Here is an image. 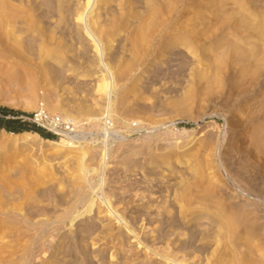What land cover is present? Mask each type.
<instances>
[{"label":"rangeland","instance_id":"obj_1","mask_svg":"<svg viewBox=\"0 0 264 264\" xmlns=\"http://www.w3.org/2000/svg\"><path fill=\"white\" fill-rule=\"evenodd\" d=\"M1 1L0 118L54 137L0 127V264H264V0H156L164 30L127 22L97 61L71 41L91 4Z\"/></svg>","mask_w":264,"mask_h":264},{"label":"bare ground","instance_id":"obj_2","mask_svg":"<svg viewBox=\"0 0 264 264\" xmlns=\"http://www.w3.org/2000/svg\"><path fill=\"white\" fill-rule=\"evenodd\" d=\"M8 1V0H7ZM10 1V0H9ZM30 1V0H29ZM36 1V0H35ZM40 4H42V5H44L46 8H48V13H52V15H53V13H54V11H56V10H54V9H56V6H60V5H62L63 3H67V5L71 8V6L73 5L74 6V4H76V6H77V3H78V5L79 6H77V7H72V8H74L73 9V11L72 10H70V8L67 6V8H69V11L68 12H70V15H76V16H78L77 17V20L79 21H81L82 19H83V16H84V14H85V12L87 11V8L90 6V4H91V6H90V16H89V23L88 24H85L84 23V20L85 19H83V21H81V23L79 22V25L81 26V34H79V33H77V34H75L74 32V35H76V36H73L72 38L74 39V40H71V41H75L76 40V43L78 42V43H80L81 44V42H85V40H86V38H88L89 40H92L91 42H93V41H95V43L97 42V41H99V43L100 42H104L105 43V45H106V48L105 49H101L102 51H104V52H102V51H100V50H98V47L100 46H94L95 48H97V52H98V54L97 53H95V54H97V56L95 55V57H92V58H95L94 60L95 61H97L96 59H98L99 60V58L101 57L100 56V53L102 54H105L106 53V55H107V50H108V48H109V46H108V48H107V44L108 43H110L112 40L114 41L115 39H113V38H115V37H113L114 35H115V33L118 31V30H121L122 28H123V26L124 25H126L127 24V22H128V24L130 23V27H131V29H128L129 31H126L125 29H122L123 31H126V32H132V33H130L129 35H131L132 34V37L130 38V40L131 41H133L134 39L137 41V36H139V35H141L142 36V34H145V32H147V30H148V28H151V26L152 27H156V26H159L160 28H165V26L167 25V24H169V23H164V20L162 19V17H163V12L167 9V7L165 8V6L166 5H168V4H166L165 6H164V4L163 3H161V4H163V5H161V6H159V4H158V2L156 1V0H86V1H84V0H37ZM36 1V2H37ZM91 1H93V2H91ZM167 1V0H166ZM170 0H168V2L167 3H170L169 2ZM19 2V1H18ZM25 2V1H24ZM32 2V1H31ZM75 2V3H74ZM109 2H113V4L115 3V4H117L116 6H118V8H116V9H119V11H115L113 14L112 13H109V12H107V11H104L103 12V10H105L107 7L106 6H108L107 4L109 3ZM135 2V3H134ZM160 2V1H159ZM178 2V1H177ZM3 1H1L0 0V6H2L3 5ZM11 3V2H10ZM9 3V4H10ZM69 3V4H68ZM176 3V2H175ZM33 4V3H32ZM36 4V3H35ZM16 5V4H15ZM66 5V4H65ZM93 6H95V7H93ZM112 6V5H111ZM115 6V5H114ZM170 6V5H169ZM168 6V7H169ZM172 6V5H171ZM175 6V5H174ZM7 7H9V6H7ZM10 7H12L11 5H10ZM10 7L8 8V9H10ZM17 7H18V5H17ZM106 7V8H105ZM110 7V6H109ZM143 8V12H142V14H141V12H140V10H139V8ZM27 8V7H26ZM34 8V7H33ZM41 8V7H40ZM45 8V9H46ZM58 8V10H60L59 9V7H57ZM71 8V9H72ZM105 8V9H104ZM175 8V7H174ZM7 9V8H6ZM7 9V10H8ZM17 9V8H16ZM110 9H112V8H110ZM109 9V10H110ZM115 9V10H116ZM165 9V10H164ZM114 10V9H113ZM168 10V9H167ZM166 10V11H167ZM30 11V10H29ZM35 11H36V9H35ZM38 11V10H37ZM11 12V11H10ZM88 12V11H87ZM86 12V13H87ZM178 12H179V10H178ZM3 13V12H2ZM106 13V14H105ZM177 13V12H176ZM175 13V14H176ZM9 14V13H8ZM21 14V13H20ZM23 14V13H22ZM29 14V13H28ZM55 14V13H54ZM112 14V15H111ZM179 14V13H178ZM108 15H111L110 17L108 16ZM140 15H142V16H140ZM173 15H174V12H173ZM43 16V15H42ZM48 16V15H47ZM57 16H58V14H57ZM105 17V20H106V18L108 19V17H109V22L110 23H107L106 21H108V20H104V19H102V17ZM108 16V17H107ZM160 16V17H159ZM54 17H56V16H54ZM88 17V16H87ZM176 17V16H175ZM25 18V17H24ZM23 18V19H24ZM58 18V17H57ZM156 18H161V20L160 19H156ZM3 19V18H2ZM5 19V18H4ZM26 19V18H25ZM54 19H56V18H54ZM165 19V18H164ZM9 20V19H8ZM65 20H67V19H65ZM87 20V21H88ZM7 21V20H6ZM16 21V20H15ZM23 21V20H22ZM35 21V20H34ZM57 21V20H56ZM71 21V20H70ZM69 21V22H70ZM167 21V20H166ZM165 21V22H166ZM9 22H11V20L9 21ZM17 22V21H16ZM15 22V23H16ZM20 22V21H19ZM38 22V21H37ZM5 23V22H4ZM22 23V22H21ZM25 23V22H24ZM60 23V22H59ZM73 23H74V21H73ZM17 24V23H16ZM27 24V23H26ZM47 24H49V23H47ZM69 24V23H68ZM78 24V23H77ZM3 25V24H2ZM7 25V24H6ZM5 25V26H6ZM12 25H13V20H12ZM79 25H77V26H79ZM21 26V25H20ZM72 26V25H71ZM76 26V25H75ZM22 27V26H21ZM67 27V26H66ZM175 27V26H174ZM15 28V27H14ZM30 28V27H29ZM26 29V28H25ZM54 29V28H53ZM56 29H58V28H56ZM75 30H73V31H79V27H78V29L77 28H74ZM77 29V30H76ZM5 30H6V27H5ZM4 30V31H5ZM33 30V29H32ZM49 29H47V31H48ZM72 30V29H71ZM150 30V29H149ZM152 30V29H151ZM158 30V29H157ZM164 30V29H163ZM14 31L16 32V30L14 29ZM53 32L55 31V29L54 30H52ZM60 31V30H59ZM154 31V30H153ZM152 31V32H153ZM11 32H13L12 30H11ZM19 32V31H18ZM24 32V31H23ZM86 33V34H84V33ZM113 32V33H112ZM121 32V31H120ZM125 32V33H126ZM3 33V32H2ZM1 33V34H2ZM25 33V32H24ZM45 33V32H44ZM148 33V32H147ZM156 33H157V31H156ZM12 34V33H11ZM150 34V33H149ZM49 35H51V33L49 34ZM58 35V34H57ZM70 35V34H69ZM126 35H128V34H126ZM152 35V34H151ZM163 35H164V33H163ZM55 36V35H54ZM60 36V35H59ZM68 36V35H67ZM146 36V35H145ZM64 37V36H63ZM119 37V36H118ZM151 37V36H150ZM22 38V37H21ZM51 38V37H50ZM55 38V37H54ZM53 38V39H54ZM59 38V37H58ZM71 38V39H72ZM24 39V38H23ZM52 39V38H51ZM52 39V40H53ZM61 39V38H60ZM60 39H59V41H60ZM128 39V38H127ZM140 39V38H139ZM141 39H142V37H141ZM146 39V38H145ZM150 39V38H149ZM18 40V39H17ZM17 40H15V41H17ZM51 40V41H52ZM22 40H19V41H17V42H21ZM44 41V40H43ZM56 41H58V40H56ZM62 41V40H61ZM60 41V42H61ZM59 42V43H60ZM68 42V41H67ZM23 43V42H22ZM34 43V42H33ZM41 43H42V41H41ZM54 43V42H53ZM71 43V42H70ZM86 43V42H85ZM94 43V42H93ZM103 43V44H104ZM130 43V42H129ZM137 43V42H136ZM151 43V42H150ZM13 44V43H12ZM15 44V43H14ZM21 44V43H20ZM19 44V45H20ZM31 44V43H30ZM57 44V43H56ZM61 44V43H60ZM87 44H88V42H87ZM86 44V45H87ZM101 44V43H100ZM146 44V43H145ZM148 44V43H147ZM22 45H24V44H22ZM73 45V44H72ZM94 45V44H93ZM110 45V44H109ZM142 45V44H141ZM18 46V45H17ZM71 46V45H70ZM85 47V46H84ZM87 47V46H86ZM140 47V46H139ZM138 47V48H139ZM144 47V46H143ZM18 48V47H17ZM21 48V47H20ZM25 48V47H24ZM27 48V47H26ZM29 48H30V46H29ZM43 48V47H42ZM76 48V47H75ZM78 49V48H77ZM110 49V48H109ZM27 50V49H26ZM45 50V49H44ZM42 51H43V49H42ZM87 51V50H86ZM45 52V51H44ZM48 52V50L46 51V53ZM89 52V51H88ZM87 52V53H88ZM111 52V51H110ZM30 53V52H29ZM40 53H42V52H40ZM44 54V53H43ZM52 54V53H51ZM114 54V53H113ZM54 55V54H53ZM57 55V54H56ZM71 55V54H70ZM125 55V54H124ZM136 55V54H135ZM62 56V55H61ZM80 56V55H79ZM78 56V57H79ZM137 56V55H136ZM41 57H42V55H41ZM43 57L46 59V54H45V56L43 55ZM50 57H51V55H50ZM55 57V56H54ZM56 57H59V56H56ZM70 57V56H69ZM77 57V56H76ZM88 57V56H87ZM114 57H116L115 55H114ZM124 57V56H123ZM140 57V56H139ZM63 58V57H62ZM110 58V57H109ZM117 58V57H116ZM129 58V57H128ZM141 58V57H140ZM43 59V58H42ZM48 59V58H47ZM56 59V58H55ZM58 59V58H57ZM60 59V58H59ZM67 59V58H66ZM143 59V58H142ZM112 60V59H111ZM92 61V60H91ZM101 61V60H100ZM144 61V60H143ZM44 62V61H43ZM94 62V61H93ZM103 67V66H102ZM128 68H130V67H128ZM123 69V68H122ZM113 71V70H112ZM125 71H126V69H125ZM126 73V72H125ZM123 74V73H122ZM119 76V75H118ZM109 88H111L112 89V85L109 83V81H107L106 80V77L105 76H102V78H101V80H100V82L99 83H97V85H96V90L97 91H100L102 94H106L107 92H108V89ZM31 133H28V134H25V135H30ZM66 141L64 140V139H61V143H65ZM71 148H73V147H71ZM69 151H72V149H69ZM68 151V152H69ZM86 152L87 151H79L78 153H77V155L78 156H76L78 159H83V157L86 155ZM73 154H75L76 155V153H74V151L72 152ZM89 154V153H88ZM81 168V167H80ZM82 169V168H81ZM92 210V206L87 210L88 212H90Z\"/></svg>","mask_w":264,"mask_h":264},{"label":"built area","instance_id":"obj_3","mask_svg":"<svg viewBox=\"0 0 264 264\" xmlns=\"http://www.w3.org/2000/svg\"><path fill=\"white\" fill-rule=\"evenodd\" d=\"M31 120L48 130L62 133L69 139H74L75 135L78 134L77 131H75L74 124L70 122L69 119L66 120L60 115H49L46 113L43 105L38 108Z\"/></svg>","mask_w":264,"mask_h":264},{"label":"trees","instance_id":"obj_4","mask_svg":"<svg viewBox=\"0 0 264 264\" xmlns=\"http://www.w3.org/2000/svg\"><path fill=\"white\" fill-rule=\"evenodd\" d=\"M8 112H13V113H16V114H20L19 111H14L12 109H9L7 107H3V106H0V113H8ZM9 119H6L4 117L0 118V127H4L6 128L7 130L9 131H13V132H16V133H19V132H22V131H35V132H38L40 135H42L43 137H46V138H53L54 136L50 133H46L42 128L40 127H36L35 125H32V124H29V123H22V121L20 119H16L14 121V123L16 124L14 126H10L8 125Z\"/></svg>","mask_w":264,"mask_h":264}]
</instances>
